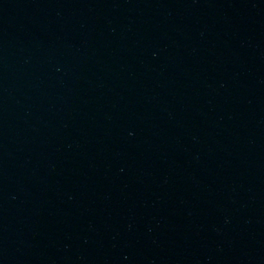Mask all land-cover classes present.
I'll return each instance as SVG.
<instances>
[{"label": "water", "instance_id": "water-1", "mask_svg": "<svg viewBox=\"0 0 264 264\" xmlns=\"http://www.w3.org/2000/svg\"><path fill=\"white\" fill-rule=\"evenodd\" d=\"M0 264H264V0H0Z\"/></svg>", "mask_w": 264, "mask_h": 264}]
</instances>
